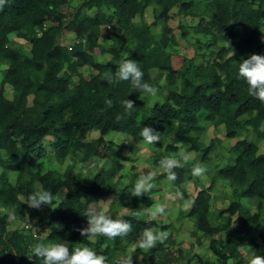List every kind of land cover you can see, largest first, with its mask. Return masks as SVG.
Masks as SVG:
<instances>
[{"label":"trees","instance_id":"1","mask_svg":"<svg viewBox=\"0 0 264 264\" xmlns=\"http://www.w3.org/2000/svg\"><path fill=\"white\" fill-rule=\"evenodd\" d=\"M74 1L8 0L0 10V207L7 210L0 211V264H40V258L31 256L30 237L7 227L13 207H17L15 220H23L26 213L37 215L39 209L26 203L27 196L41 186L53 194V203L40 208L48 212L38 221L48 228L44 244L62 240L70 249L86 245L110 262L118 248L111 239L91 240L76 229L87 226L82 214L88 207L98 208V201L112 194V203L128 210L109 215L124 216L133 229L119 238L121 248L136 245L143 229L158 227L148 216L153 189L140 198L131 196L135 174L121 187L119 173L130 159L126 154L130 146L106 138L118 132L144 141L140 135L144 126L161 133L156 146L164 155L177 154L181 143L203 160L211 152L218 159L209 185L197 189L185 214L197 231L211 237L208 247L217 262L227 264L231 259V264H243L240 248L245 244L250 254L264 255V152L243 137L251 133L264 141V102L249 96L247 83L238 75L241 59L252 53L264 55V0H79L75 6ZM148 10L152 25H158L156 32L144 19ZM175 16L199 17L193 26L178 24L185 41L189 32L195 36L190 42L195 52L182 56L179 68L173 60L176 36L168 23ZM66 32L74 35L70 47L60 43ZM10 35L25 40L29 49L15 46ZM118 37L123 39L119 46L114 44ZM108 40L112 43L106 44ZM124 45L130 47L129 58L142 69L144 82L158 87L162 99L148 105L142 98L148 94L133 89L130 81L108 83L101 78L125 58ZM82 67L90 69L88 75ZM125 98L133 100L135 108L130 117L118 122L115 117L123 113ZM107 99L113 101L110 108ZM207 125L222 126L226 138H238L229 147L233 157L226 156L218 137L208 145L200 141ZM90 129L98 130L99 136L89 138ZM47 138L55 161L59 165L68 161L62 172L44 169L41 158ZM90 159L103 162L89 182H82L75 167ZM155 159L159 162L162 156L156 154ZM192 166L188 161L175 169L174 191L182 192L180 185L191 179ZM220 180L232 187L233 199L218 212L221 222L213 224L212 192ZM235 214L238 223L230 230ZM224 231V240L213 238ZM135 249L133 263L140 254L150 264L167 261L162 243L145 252Z\"/></svg>","mask_w":264,"mask_h":264},{"label":"rangeland","instance_id":"2","mask_svg":"<svg viewBox=\"0 0 264 264\" xmlns=\"http://www.w3.org/2000/svg\"><path fill=\"white\" fill-rule=\"evenodd\" d=\"M75 5L79 4V0H75L74 2H71ZM73 8H69V10H72ZM87 14H92L93 11H86ZM144 19L147 23L152 25L153 22V16L152 11L148 10L146 11L144 15ZM199 20V17H191V16H175L171 18L168 23L173 27V34L176 36V50H173V60H174V67L179 68L181 66V58L182 56H192L195 52L194 47L191 45V41L194 40L195 36L194 34L189 32L188 35V42L185 41L180 36V31L178 29V24L182 23L186 26H193L195 25ZM154 32L158 30V25H152ZM105 27L102 28L104 30ZM109 32H114V29L112 27H107ZM73 33H65L62 36V40L64 44H70L73 42ZM11 40L13 41L14 45L27 51L29 49L28 43L20 38H16L14 35H10ZM201 40H204V38L200 37ZM102 41V40H100ZM123 39L121 37H118L114 40V44L119 46L122 43ZM112 43V40L106 41V44ZM223 42H221L222 44ZM127 46V47H126ZM129 46L124 45L123 50L124 53H127L129 51ZM99 61H102V57L96 58ZM81 71L88 75L90 72L89 68L82 67ZM1 79V74H0ZM7 95H11L10 88L7 87ZM146 104H152L153 101L162 99L161 95L157 96H142ZM204 112L200 114V124H204L203 117ZM223 127L220 126L218 128H213L212 126L207 125L206 132L203 133L200 136V141L203 142L204 145H208L210 142V139L218 137L221 139V145L225 148L224 153L226 156L233 157L235 152L229 151V147H231L234 142L238 139L231 138L228 139L224 136V131L222 129ZM99 136V131L96 129H90L88 133L89 138H95ZM243 137H246L249 140L255 141L259 146V152H264V141L257 140L251 133L244 134ZM50 138V137H49ZM107 139L113 140L117 143L124 142L130 146V148L126 151V154L130 157L128 161L124 162V167L119 173V178L121 182V187L124 184H127L129 181V178L132 176V174H135V180L140 173L141 169L144 170H150L154 173H156L155 179L153 180L154 188L153 193L151 195L152 205L148 211V213L151 211V209L158 203H167L168 208L166 210V213L164 215L159 216L155 220L157 221L158 227L152 228L153 230H162L166 233H168V237L164 243H162V247L164 248V256L167 261H158V263L154 264H220L217 262L215 256L211 252V250L208 247L209 240L211 237L203 235L201 232L197 231L195 229L193 220L190 217H187L185 214L188 212L191 201L193 196L195 195L197 189L201 186H208L210 183V178L212 176V173L216 171L218 159L214 157V152L209 155V159L203 160L200 157V154L198 155L197 152L191 150L188 145L185 144H179V152L180 151H186L190 157L189 161L192 162V164L199 163L201 165L206 166L207 172L203 177L197 178L192 176L191 179L184 181L181 183L180 187L182 188V192L185 193L187 198L183 199H173L168 200V194L171 192H174V188L167 180V177L160 178L158 175L160 173H163V170L161 169L159 162L155 159L156 154H159L163 157H171L176 156L177 154H169L164 155L163 149H158L156 144L151 145L148 144L145 141L133 139L129 137L128 135L118 133V132H111L106 136ZM242 138V137H241ZM48 138L43 142L44 147V153L43 158H41V161H43L44 169H54L59 170L62 172L67 164V160L64 162V164L59 165L54 157L52 150L47 145ZM223 152V151H222ZM102 160L98 159H90L88 163L85 165L78 164L75 167V175L76 177L82 181V182H89L91 180L92 175L94 172L98 169V167L102 164ZM183 161L181 162V164ZM225 161H222L221 165H224ZM11 182L15 181V175H10ZM233 199L232 196V187L229 185L227 181H218L216 183V186L212 192V200H211V209H210V217L213 224H218L221 222V219L218 217V212L220 210H224L229 202ZM114 201L113 194L110 195L105 200L98 201V210L103 211L104 207L107 206L110 211H117V213L121 214L126 212L128 210L125 205H119L116 203H112ZM243 202L250 206L245 200ZM187 209V211H185ZM252 211H255L254 207H250ZM1 212H7L4 208L0 207ZM47 211L43 209H39L37 211L36 216L29 215L28 213L25 214V218L21 221L15 220L13 216L10 214L8 219V230L12 231L15 229L24 231V234L28 237H30V240L32 244L36 242H42L48 233V228L44 226H39V216H46ZM226 214V213H225ZM223 214L222 216H224ZM149 216V215H148ZM150 217V216H149ZM236 218V219H235ZM235 220V221H234ZM238 223V217L237 215H233L231 217V225L229 229H233ZM235 225L232 227V225ZM251 235V234H250ZM226 237V231L218 233L214 235L213 238L224 240ZM120 237H117L115 240L111 239V243L115 246H118V248L113 251L112 259L107 264H116V261L121 258L122 256H125L127 253L131 252L136 245L130 244L126 248H121V245L118 243ZM91 240H95V238H90ZM248 242V240H246ZM143 252L147 251L148 249H141ZM240 252L242 254L243 258V264H247V260L250 257L249 247L248 245H244L240 248ZM169 260V261H168ZM232 260L229 259L227 261V264H231ZM133 264H150L148 262H145L142 260V255L140 254Z\"/></svg>","mask_w":264,"mask_h":264},{"label":"clouds","instance_id":"3","mask_svg":"<svg viewBox=\"0 0 264 264\" xmlns=\"http://www.w3.org/2000/svg\"><path fill=\"white\" fill-rule=\"evenodd\" d=\"M7 2L8 0H0V10L3 9ZM232 55H234L233 51ZM238 75L247 83L249 96L264 102V55L252 53L248 58L241 59L238 62ZM143 77L144 73L137 60L129 58V53H125V58L116 65L115 71H106L102 74L101 78L108 83L130 81L133 89L146 93L149 96H157L159 92L158 87L144 82ZM105 104L110 108L113 101L107 99ZM121 104L124 111L115 117L118 122L130 117L135 108L134 101L131 99L125 98L121 101ZM140 135L148 144L155 145L161 142V133L150 126L142 127ZM189 159L188 153L182 150L176 156L163 157L159 161V165L167 180L175 182L178 178L175 169L182 166V161L187 163ZM206 172V166L199 163L194 164L191 169L192 176L197 178L203 177ZM155 176L156 173L141 169L130 192L131 196L140 198L149 193L154 188L153 180ZM176 198L183 199V193L179 189L168 194V200ZM52 203V192L41 186L38 191L32 192L27 196L26 204L30 208L40 209L42 206H49ZM167 208V203H158L151 209L148 215L151 219L155 220L159 216L164 215ZM109 211L110 209L107 206L104 207L103 211L98 210L96 206L88 207L82 214L87 219V226L76 230L81 236L88 238L106 236L109 239L115 240L117 237L127 236L133 230L132 224L124 219V216L113 219L109 215ZM11 214L15 218L17 207L11 209ZM234 226L233 224L232 227ZM167 237L168 233L162 230H153L150 227L145 228L139 234L136 247L138 249H152L158 242L164 243ZM135 251L136 249L134 248L131 252L119 258L116 264H133V254ZM32 255L40 258V264H107L105 256L98 254L93 248L82 245L70 249L67 242L62 240L53 241L48 244L36 242L31 246ZM247 264H264V255L253 252L247 260Z\"/></svg>","mask_w":264,"mask_h":264},{"label":"built area","instance_id":"4","mask_svg":"<svg viewBox=\"0 0 264 264\" xmlns=\"http://www.w3.org/2000/svg\"><path fill=\"white\" fill-rule=\"evenodd\" d=\"M45 28H46V24H43L42 29H45ZM39 32H40V30L38 29L37 33L39 34ZM75 41L78 42L77 40H75ZM60 43L63 45H69L68 47H70V44H64L62 39L60 40Z\"/></svg>","mask_w":264,"mask_h":264},{"label":"water","instance_id":"5","mask_svg":"<svg viewBox=\"0 0 264 264\" xmlns=\"http://www.w3.org/2000/svg\"><path fill=\"white\" fill-rule=\"evenodd\" d=\"M261 45H264V42Z\"/></svg>","mask_w":264,"mask_h":264}]
</instances>
